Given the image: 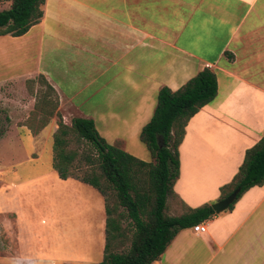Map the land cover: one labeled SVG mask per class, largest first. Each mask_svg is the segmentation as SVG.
<instances>
[{
	"label": "crops",
	"instance_id": "crops-1",
	"mask_svg": "<svg viewBox=\"0 0 264 264\" xmlns=\"http://www.w3.org/2000/svg\"><path fill=\"white\" fill-rule=\"evenodd\" d=\"M41 10V20L23 36H0V86L43 76L65 124L90 119L106 143H118L141 161L150 154L139 134L159 89L176 91L205 67L215 73L217 96L185 128L170 198L181 212L218 201L245 151L264 135V0H45ZM25 62L31 68L21 71ZM52 170L19 177L1 191L17 200L50 186L44 191L52 204L40 225L50 228L55 215L63 223L53 225L59 233L82 230L79 261L91 264L93 246L104 249V201L89 185L61 180ZM67 193L83 216L74 224L60 217ZM0 213L12 214L20 252L17 260L2 257L0 264L66 262L30 256L20 241L22 213ZM202 224L204 232L180 231L152 264H264V185Z\"/></svg>",
	"mask_w": 264,
	"mask_h": 264
},
{
	"label": "trees",
	"instance_id": "trees-1",
	"mask_svg": "<svg viewBox=\"0 0 264 264\" xmlns=\"http://www.w3.org/2000/svg\"><path fill=\"white\" fill-rule=\"evenodd\" d=\"M0 36L20 37L37 24L45 0H0ZM229 59L231 55H228ZM35 108L41 115L33 133L48 126L53 116L57 129L51 137V166L61 180L75 179L92 187L103 199L105 244L99 264H152L158 260L182 230L199 226L215 214L211 204L169 216L168 197L178 178V148L189 120L217 96L215 73L208 67L199 71L176 91L159 89L156 106L143 126L139 140L151 161L126 153L118 143L109 145L97 133L90 119L63 122L58 97L43 76ZM264 185V135L245 151L232 180L220 188L218 200L239 189L234 204L250 188Z\"/></svg>",
	"mask_w": 264,
	"mask_h": 264
},
{
	"label": "rangeland",
	"instance_id": "rangeland-1",
	"mask_svg": "<svg viewBox=\"0 0 264 264\" xmlns=\"http://www.w3.org/2000/svg\"><path fill=\"white\" fill-rule=\"evenodd\" d=\"M8 7L7 2L0 1V10ZM31 64L25 62L19 66L21 71L30 70ZM3 66L0 62V72ZM42 78L39 75L34 77H23L10 85L0 86V211L7 209L21 212L23 217L19 220V229L21 235L20 241L24 243V251L31 254L30 256H48L65 258L62 264H84V260L80 258L78 243L81 240L82 230H74V233L64 235L54 228L58 225L63 226L58 216L52 217L53 227L41 226L40 217L43 216L42 211L47 210L50 194L47 195L44 189H50V186L44 187L40 193L30 192L23 199L17 196V200L8 196L9 193H2L1 186L7 185L10 181L19 177L34 178L40 173L51 169V137L57 129V118L53 116L46 128L37 134L33 133V129L41 115L35 108L36 97L39 91H44ZM33 125V129L30 128ZM148 162L151 161L150 156L145 157ZM53 171V170H52ZM42 189V188H41ZM54 188H51L53 190ZM86 189L93 190L89 187ZM46 193V194H45ZM68 199H65L63 205V215L66 220L71 223H77L82 220L78 201L71 200V193H67ZM58 202H62L59 197ZM166 214L176 216L182 213L178 203L173 202L172 198H168ZM19 207V208H18ZM14 219L11 213H0V259L6 258L8 261L17 260L20 255L18 249V240ZM82 226V225H80ZM62 232V231H61ZM94 264L96 259L100 260L103 253L98 252L93 246V250L89 252Z\"/></svg>",
	"mask_w": 264,
	"mask_h": 264
},
{
	"label": "water",
	"instance_id": "water-1",
	"mask_svg": "<svg viewBox=\"0 0 264 264\" xmlns=\"http://www.w3.org/2000/svg\"><path fill=\"white\" fill-rule=\"evenodd\" d=\"M239 193V189L233 191L226 198L218 200L211 204V208L215 215H219L225 211L235 202L236 197Z\"/></svg>",
	"mask_w": 264,
	"mask_h": 264
},
{
	"label": "built area",
	"instance_id": "built-area-1",
	"mask_svg": "<svg viewBox=\"0 0 264 264\" xmlns=\"http://www.w3.org/2000/svg\"><path fill=\"white\" fill-rule=\"evenodd\" d=\"M205 225L204 224H200L199 226H197V229L199 230V232H204L205 231Z\"/></svg>",
	"mask_w": 264,
	"mask_h": 264
}]
</instances>
